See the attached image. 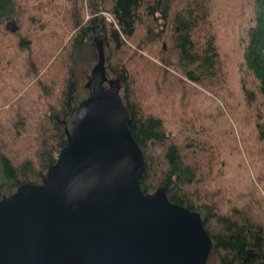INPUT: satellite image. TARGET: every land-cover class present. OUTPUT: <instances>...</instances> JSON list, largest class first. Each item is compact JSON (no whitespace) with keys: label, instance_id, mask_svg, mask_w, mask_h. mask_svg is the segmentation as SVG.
Returning <instances> with one entry per match:
<instances>
[{"label":"trees","instance_id":"trees-1","mask_svg":"<svg viewBox=\"0 0 264 264\" xmlns=\"http://www.w3.org/2000/svg\"><path fill=\"white\" fill-rule=\"evenodd\" d=\"M247 4L237 25L214 0H0V199L55 162L74 68L100 40L141 189L201 211L218 264H264V0Z\"/></svg>","mask_w":264,"mask_h":264},{"label":"water","instance_id":"water-1","mask_svg":"<svg viewBox=\"0 0 264 264\" xmlns=\"http://www.w3.org/2000/svg\"><path fill=\"white\" fill-rule=\"evenodd\" d=\"M95 42L88 94L62 122L55 162L0 199V264H207L201 212L172 202L165 186L141 189L144 155Z\"/></svg>","mask_w":264,"mask_h":264},{"label":"rangeland","instance_id":"rangeland-1","mask_svg":"<svg viewBox=\"0 0 264 264\" xmlns=\"http://www.w3.org/2000/svg\"><path fill=\"white\" fill-rule=\"evenodd\" d=\"M221 2V5L223 7V11L224 13H226V10L229 9L230 13H232V15H234V21L233 23H236L238 25V23L240 22L243 14H247L248 12V4L247 1L248 0H214V2ZM249 17V13L247 14L246 18ZM14 25V23L12 21L9 22V26L12 27ZM245 24H243L244 26ZM241 27V26H240ZM243 27H241L242 29ZM142 29H139V32H141ZM240 33H234V39H231V42L228 45H236V51H238L237 49V41ZM103 46V45H102ZM235 49V48H234ZM84 57H82L78 63L76 64L74 71H73V93H74V100L76 103H78L79 101H81L83 98H85L88 94L87 89L85 88V82H86V78L90 73V70L92 69V67L96 64L97 62V48H96V42H94V46L92 47V49H89V51H86L84 54ZM221 104V101H220ZM264 111H261V113ZM63 126V123H62ZM227 147V145H225ZM223 148H224V144L222 146V144H219V150L222 153L223 152ZM264 161V160H263ZM261 171L264 174V164L261 166ZM238 180H240V176H237ZM1 177H0V182H1ZM258 180L255 178V184ZM262 189V188H261ZM264 191V189H262ZM201 212V211H200ZM202 214V213H201ZM207 264H218L217 259L210 255L208 256L207 259Z\"/></svg>","mask_w":264,"mask_h":264}]
</instances>
